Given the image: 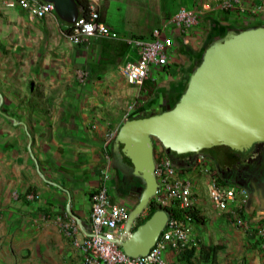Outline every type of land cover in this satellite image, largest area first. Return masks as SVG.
Here are the masks:
<instances>
[{
  "label": "crops",
  "instance_id": "0c3cea01",
  "mask_svg": "<svg viewBox=\"0 0 264 264\" xmlns=\"http://www.w3.org/2000/svg\"><path fill=\"white\" fill-rule=\"evenodd\" d=\"M100 1L101 18L118 31L120 39L105 38L95 48H76L65 36V22L58 15L32 18L19 7H7L0 0V119L17 116L22 121L19 129H11L8 121L0 129V264H81L82 255L73 240L82 241L89 233L90 193L100 184L101 171L109 169L108 163H114L106 147L107 133L118 131L122 124L115 117L107 118L99 106L116 104L115 94L108 97L104 93L115 87L117 68L135 58L120 33L122 23L114 18L109 2ZM217 4L218 0H200V5L209 9L185 41L176 38L175 62L186 63L189 55L184 51L185 44L190 43L195 49L212 39L207 14L217 10ZM240 6L230 16L236 28L253 25L255 20H263L260 25L264 26V0H241ZM256 9L258 16L254 20ZM31 46L40 51L51 48L64 63L59 66L63 81L47 83L49 88L44 89L45 93L50 88L59 89L48 112L38 107L40 97L27 83L21 85V91L9 85L15 80L10 77L11 66L4 62L15 51L19 54L21 49ZM177 63H171L164 71L175 78L180 69L183 84L187 66L181 69ZM74 65L90 73L84 89H79L74 80ZM160 80L166 81L164 77ZM168 83L167 80L165 85ZM16 131L18 137L10 146V133ZM208 156L215 162L206 163L213 173L249 190L245 215L255 225H264V177L247 184L239 179L237 168H232L239 163H221L213 154ZM191 164L183 166L189 168ZM252 169L248 165L245 172L252 174ZM185 175L195 183V221L191 232L198 249L195 264H209L200 259L202 245L224 246L217 254L218 264H264V247L256 233L236 226L230 213L213 204L207 171L187 169Z\"/></svg>",
  "mask_w": 264,
  "mask_h": 264
},
{
  "label": "built area",
  "instance_id": "2783aa9c",
  "mask_svg": "<svg viewBox=\"0 0 264 264\" xmlns=\"http://www.w3.org/2000/svg\"><path fill=\"white\" fill-rule=\"evenodd\" d=\"M7 7H19L32 18L44 19L49 15H57L54 3L45 0H3ZM100 0H89L87 14L70 24L68 37L75 44H83L91 37L120 38L117 30L101 18ZM235 3L224 1L220 8L231 9ZM209 6L187 7L180 9L160 29H156L148 38L129 37L126 43L133 51L135 58L129 59L120 66L122 79L136 87L147 84L154 87L159 82L153 77L154 71L170 67L178 51L176 38L185 41L206 16ZM83 80V79H82ZM138 105H128L125 121L136 112ZM118 131L107 133L106 144L115 140ZM153 152L155 157V174L158 188L152 197V204L163 209H174L154 246L146 255L130 256L121 241L128 234V220L131 208L117 200L110 190V171L104 168L100 184L90 193V228L82 241L74 238L73 244L80 249L81 264H185L178 260V254L184 248L196 245L191 236L195 221V183L185 175L187 169L198 171L204 169L209 174L208 190L213 204L222 212L234 217L235 225L245 231L255 232L264 247V225H255L245 215L244 205L250 193L241 185L223 180L206 163L214 160L200 153L189 168L179 164L175 157L154 138ZM150 201V202H151ZM232 206V207H231ZM147 210V209H146ZM146 210L139 216L144 218ZM138 219L133 223V231Z\"/></svg>",
  "mask_w": 264,
  "mask_h": 264
},
{
  "label": "water",
  "instance_id": "95a60500",
  "mask_svg": "<svg viewBox=\"0 0 264 264\" xmlns=\"http://www.w3.org/2000/svg\"><path fill=\"white\" fill-rule=\"evenodd\" d=\"M45 1L54 3L58 17L68 25L83 10L79 0ZM154 138L173 157L198 155L216 145L246 152L255 143L264 142V26L229 29L208 43L175 105L127 119L121 125L114 152L120 153L122 145L121 151L133 164V175L144 185L138 204L131 210L129 234L121 241L130 256L146 255L170 217L168 210L159 208L131 230L158 188Z\"/></svg>",
  "mask_w": 264,
  "mask_h": 264
},
{
  "label": "rangeland",
  "instance_id": "374dc122",
  "mask_svg": "<svg viewBox=\"0 0 264 264\" xmlns=\"http://www.w3.org/2000/svg\"><path fill=\"white\" fill-rule=\"evenodd\" d=\"M108 1L110 6L112 7L114 18L121 22L122 25L120 26L121 35L125 36V41L129 37H134L138 35H147L153 34L156 29H160L163 27L165 22L172 17L176 13V11L183 5L190 6V7H203L200 5V0H105ZM224 1H229L235 3V6L231 9H222L220 5ZM241 0H218V7L217 10L211 11L208 17L211 19V30L212 33L210 39L205 45L198 48H193L190 43L185 44L184 51L188 53L187 60L185 64H178L175 59L173 60V64L177 63V65L187 66L186 75L183 82V74H180L178 70L177 75L175 78L172 75H168L165 73L164 70L154 71L153 77L156 79L159 84L154 87L143 86V87H136L134 85H130L126 83L120 73V65L117 68V77L116 84L114 88H108L107 91L104 93V96L112 97L113 94L116 95V104L111 106L109 103L103 104L99 106L100 111H104L107 118L111 116L115 117V120L121 122L122 124L125 122V114L127 112L128 105L131 103H136L138 105V109L132 115H143L148 116L155 112H160L162 110H166L179 100L181 91L184 92L188 81L190 79L191 74L193 73L194 69L201 63L202 57L205 51L206 46L208 43L212 42L214 38L221 37L225 31L229 29H237L242 30L249 28L251 26H263V20H255L258 16L257 9L253 10L254 16V24H244L241 28H236V22L230 17L232 10L240 9ZM228 11L229 13H226ZM264 23V22H263ZM63 29V28H62ZM63 32L65 33L64 29ZM65 36L69 39L73 46L76 48L80 46H90L91 48H95L99 42H102L105 38L99 37H91L83 44H75L73 43L68 35L65 33ZM112 39V38H111ZM118 39V38H117ZM120 39V38H119ZM202 43V41H201ZM187 45V46H186ZM16 52V53H15ZM13 56L10 60L5 61L11 66V73L10 77H13L15 82L11 83V87H13L16 91H21V85H25L29 81L33 82L35 92H37V96L39 94L43 98H46L44 101V105L48 108L53 102L54 98L57 96V92L59 91L58 88L49 89L48 93H45V87L47 83H54L55 80L59 81L62 80L63 76L60 75V68L59 66L63 61H59L57 59V53L53 51L51 48H42V51L35 49V47H29V49H21L20 53L18 54L15 51ZM171 64V65H173ZM179 68V67H178ZM74 71V80L76 81L77 86L79 89H84L83 85L88 81L90 78V73L82 67L73 66ZM53 71H55L53 73ZM161 77L170 83L166 84V81L160 80ZM178 77H180L178 79ZM83 79V80H82ZM173 79V80H172ZM160 80V81H159ZM51 81V82H50ZM63 81V80H62ZM62 83V82H61ZM162 84L163 87L161 86ZM159 86L160 88H156ZM39 93V94H38ZM119 95V96H118ZM40 96V97H41ZM53 99H52V98ZM112 101V100H111ZM3 111H6L3 108ZM121 120V121H120ZM8 121L10 128L12 129H19L22 127L21 120L15 116L11 117V119H0V129L3 124ZM27 122H32L27 120ZM117 122V123H118ZM121 124V125H122ZM121 127V126H120ZM120 129V128H119ZM118 129V131H119ZM31 131L29 130V133ZM32 133V132H31ZM17 131L10 133V146L13 145L14 138L17 136ZM32 135V134H30ZM1 140V138H0ZM13 141V142H12ZM115 141V140H114ZM114 141L112 142V146L107 145L108 153L110 156H114ZM111 145V144H110ZM220 147L224 148L223 150L231 149L232 153L235 151L227 145H216L211 148H207L203 150V153L207 155V153L214 154L216 149H221ZM226 147V148H225ZM186 159L187 162L194 163L196 160L195 154H189ZM185 159V158H184ZM185 161V160H184ZM185 161V162H186ZM2 164L0 163V166ZM109 170H110V190L113 193L114 197L119 200L120 202L126 204L128 207L133 209L139 202L140 193L143 190V182L142 179L136 177L134 182L126 186L122 177L119 175L118 170L114 167L113 163H108ZM137 183V184H136ZM139 185L141 187V191H136V186ZM132 191H135L133 195ZM128 193H131L130 195ZM15 196V195H13ZM150 204V202H149ZM146 207V212L149 213L150 205ZM144 210V211H145ZM143 218V217H142Z\"/></svg>",
  "mask_w": 264,
  "mask_h": 264
},
{
  "label": "flooded vegetation",
  "instance_id": "af4514ba",
  "mask_svg": "<svg viewBox=\"0 0 264 264\" xmlns=\"http://www.w3.org/2000/svg\"><path fill=\"white\" fill-rule=\"evenodd\" d=\"M120 153L116 154L114 152V166L118 170L119 175L122 177L126 186L131 185L136 178L133 175V164L131 160L121 151L122 145L119 146ZM221 149H216L213 154L221 163H239L238 165L241 168L240 173H238V177L241 181L252 184L257 179H261L264 177V142H258L253 145L246 152L236 151L232 153V150L225 149L220 147ZM226 148V147H225ZM243 163V164H242ZM250 165L253 169L252 174L246 173V167ZM237 169V170H238ZM137 184V183H136ZM136 191L140 192L141 187L139 185L136 186ZM135 191L128 193L129 195H133Z\"/></svg>",
  "mask_w": 264,
  "mask_h": 264
},
{
  "label": "trees",
  "instance_id": "16d2710c",
  "mask_svg": "<svg viewBox=\"0 0 264 264\" xmlns=\"http://www.w3.org/2000/svg\"><path fill=\"white\" fill-rule=\"evenodd\" d=\"M79 3H80V5L83 8V10H82L83 12L82 13L83 14H87L88 13V10H89V0H79ZM226 13H229V12L226 11ZM64 31L68 35L69 32H70V25H68V24L65 23ZM27 85L29 86L30 89L35 88L33 82H31V81H29L27 83ZM145 86H147V84H145L144 87ZM36 94H37V92H36ZM40 96H41V94H39V97ZM42 100H45V99H43L42 96H41L40 99L37 102V105H38V107L40 106L43 111L45 110L44 112H48V108L45 107V105H44L45 103ZM31 106L34 107V106H36V104L35 105L34 104H31ZM133 117L138 118V117H143V115H132L131 118H133ZM208 154H210V153H207V155ZM185 155H188V154H183V155H176L175 154V158L178 159V160H180V161H182L183 163H189V164H191L190 162H187V161L185 162L183 160V157ZM213 158H215V157L213 156ZM217 161H219V160L217 159ZM232 168H237L238 169V168H241V167L240 166H236V167H232ZM240 172H241V170L238 169L237 170V173H240ZM221 178L223 180H226V181L230 182L229 180L226 179V177H221ZM32 191L33 190H30L29 193H32ZM33 193H34V191H33ZM149 205H150V211H149V213H147V215L144 218H140V217L138 218L137 224L135 225V227H134L133 230H135L138 227V225L144 223L147 219H149L152 216V214L157 209H159V207H157V206H155V205L152 204V201L150 202ZM166 210H168L169 213L172 216L176 214V211L174 209H171V210L170 209H166ZM0 216H1V211H0ZM223 248H224L223 245H202L201 248H200V252H199L200 259L202 261H204V262H208L209 264H218L217 254ZM197 251H198V249H197L196 246H193L191 248L186 247V248H184V250H182L181 252H179V254H178V260L180 262L185 263V264H195Z\"/></svg>",
  "mask_w": 264,
  "mask_h": 264
}]
</instances>
